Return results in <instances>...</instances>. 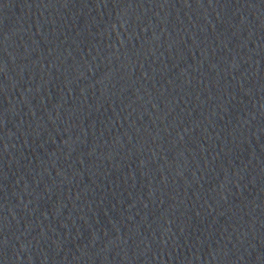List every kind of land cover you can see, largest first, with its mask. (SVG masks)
I'll return each mask as SVG.
<instances>
[{
  "label": "water",
  "instance_id": "water-1",
  "mask_svg": "<svg viewBox=\"0 0 264 264\" xmlns=\"http://www.w3.org/2000/svg\"><path fill=\"white\" fill-rule=\"evenodd\" d=\"M0 264H264V0H0Z\"/></svg>",
  "mask_w": 264,
  "mask_h": 264
}]
</instances>
